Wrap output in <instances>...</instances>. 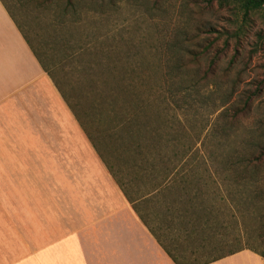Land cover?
Returning a JSON list of instances; mask_svg holds the SVG:
<instances>
[{
  "label": "rangeland",
  "instance_id": "374dc122",
  "mask_svg": "<svg viewBox=\"0 0 264 264\" xmlns=\"http://www.w3.org/2000/svg\"><path fill=\"white\" fill-rule=\"evenodd\" d=\"M4 2L63 85L80 81L72 77L78 54L95 46L113 56L111 68L132 64L134 57L168 67L178 85L168 103L176 108L175 102L182 101L184 122L171 144L194 150L183 165L187 172L190 165L195 168L206 197L205 222L214 219L220 230L223 247L212 254L244 249L264 254V9L244 19L239 0L227 5L218 0ZM225 40L229 48L211 67ZM210 69L212 75L201 79ZM247 98L249 110L238 115ZM166 126H174L173 121Z\"/></svg>",
  "mask_w": 264,
  "mask_h": 264
},
{
  "label": "crops",
  "instance_id": "0c3cea01",
  "mask_svg": "<svg viewBox=\"0 0 264 264\" xmlns=\"http://www.w3.org/2000/svg\"><path fill=\"white\" fill-rule=\"evenodd\" d=\"M28 41L0 0V264H264L251 249L217 260L214 219L174 222L205 213L200 189L169 213L139 181L122 190Z\"/></svg>",
  "mask_w": 264,
  "mask_h": 264
},
{
  "label": "trees",
  "instance_id": "16d2710c",
  "mask_svg": "<svg viewBox=\"0 0 264 264\" xmlns=\"http://www.w3.org/2000/svg\"><path fill=\"white\" fill-rule=\"evenodd\" d=\"M218 1L221 4H229V0ZM239 2L241 10H244V19L251 12L264 9V0ZM235 38L240 37L236 35ZM30 46L32 47L31 44ZM68 46L66 45L65 52L69 51ZM228 48V40H225L222 50L212 58L211 67L219 62L221 55H224ZM34 53L122 190L127 192V186L132 181H139V187L145 188H140L137 193H142L143 196L151 195L152 203L164 207L169 213V199L180 198L174 193L185 192L189 197L188 191L201 188L200 182L196 181V174L192 172L195 169L193 165L189 166V172L183 165L194 150L192 151L191 147L177 150L176 146L171 144L176 136L180 137L184 122L181 117L182 109L178 106L182 101L175 102L178 103L176 108H171L168 103L169 99H173L178 87L172 82V71H168V67H157L143 57H134L132 64L120 67L117 63L116 67L111 68L110 62L115 61L113 56L109 51L95 46L93 50L82 49L78 54L80 63L74 68L77 75L73 74L72 77H77L80 81L73 84H65L64 81L63 85L54 72L44 65L35 50ZM193 56V61H197L198 55ZM211 75L210 69L201 79L206 81ZM64 77L69 78L67 74ZM250 101L251 98L246 99L243 107L238 110V115L249 110ZM171 111L175 114H170ZM168 121H173L174 126L167 128ZM153 123L158 124L154 129ZM92 130H95L96 136ZM260 156L264 157V148ZM173 212L174 222H184L190 225L191 229L196 225L200 227L203 223L207 224L205 214L188 210L181 212L174 208ZM206 229L205 227V235ZM221 247L223 246H217L215 250ZM237 252L239 251L228 255ZM259 254L264 258L263 253ZM172 258L177 264L211 263H180L175 257Z\"/></svg>",
  "mask_w": 264,
  "mask_h": 264
}]
</instances>
